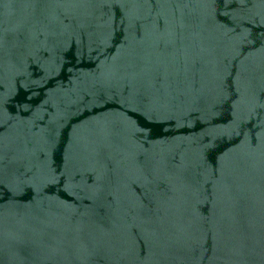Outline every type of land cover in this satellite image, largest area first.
I'll use <instances>...</instances> for the list:
<instances>
[{
  "label": "water",
  "instance_id": "water-1",
  "mask_svg": "<svg viewBox=\"0 0 264 264\" xmlns=\"http://www.w3.org/2000/svg\"><path fill=\"white\" fill-rule=\"evenodd\" d=\"M0 264H264V0H0Z\"/></svg>",
  "mask_w": 264,
  "mask_h": 264
}]
</instances>
